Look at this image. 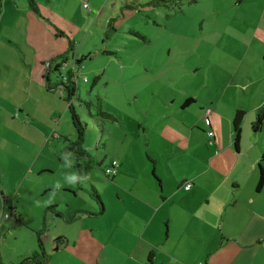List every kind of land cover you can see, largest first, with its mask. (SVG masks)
Masks as SVG:
<instances>
[{"label": "rangeland", "instance_id": "rangeland-1", "mask_svg": "<svg viewBox=\"0 0 264 264\" xmlns=\"http://www.w3.org/2000/svg\"><path fill=\"white\" fill-rule=\"evenodd\" d=\"M5 1L6 11L0 14V188L9 190L6 195L18 206V216L11 215L9 205L2 207L0 192L1 264H17L41 246L49 257L45 264H93L86 252L75 255L66 247L56 249L55 239L69 237L74 243L81 228L97 235L101 233L95 230L107 229V218L92 212L111 205L117 175L108 177L105 169L112 158L134 163L143 155L149 162L147 141L133 137V121L143 118L148 103L143 95L146 84L156 86L160 79L164 83L182 65L189 70L209 64V72L228 71L231 64L215 63L222 60L226 41L231 49L236 41L224 30L240 22L228 25L234 17L232 0H86L88 7L60 0L54 10L60 12L66 4L74 15L69 25L41 11L33 20L30 0ZM257 20L249 17L238 25L236 36L247 39L248 28ZM131 30L145 34L148 41ZM67 54L71 64L74 54L87 56L78 70L72 103L86 125L84 146L103 162L83 185L77 182L74 165L62 158L65 138H77L69 102L59 87L60 74L66 71L55 69L56 60L63 61ZM232 55L236 60L234 49ZM146 74L152 79L144 81ZM137 94L142 98L134 102ZM128 125L132 133L125 135ZM184 165L179 163L178 171Z\"/></svg>", "mask_w": 264, "mask_h": 264}, {"label": "crops", "instance_id": "crops-1", "mask_svg": "<svg viewBox=\"0 0 264 264\" xmlns=\"http://www.w3.org/2000/svg\"><path fill=\"white\" fill-rule=\"evenodd\" d=\"M54 1L36 2L54 22L63 19L71 24L74 15L69 7L65 4L57 12L53 5L61 1ZM76 1L86 4V0ZM6 2L2 1L0 14L6 11ZM230 6L234 17L228 25L232 20L240 23L224 31L236 37V60L232 61L233 49L226 41L222 60L215 65L231 64L228 71L209 72L206 63L189 70L182 65L164 83L160 79L156 86L146 84L143 95L148 103L143 118L133 121V137L147 141L149 162L143 155L134 163L112 158L120 166L111 205L92 212L107 218V229L95 230L101 233L97 235L81 228L74 243L58 236L61 243L55 241L56 249L66 247L75 255L86 252L93 256V264H264V183L259 188L264 122L260 131L252 129L264 105V0H232ZM13 8L19 10L16 4ZM33 12L29 14L34 20L37 12ZM249 17L258 20L248 28L249 37L241 39L236 28ZM59 64L61 72L74 68L66 60H56ZM151 79L149 74L143 77ZM141 98L137 94L134 102ZM238 111L243 112V120L237 143ZM131 128L128 125L125 135ZM210 130L213 137L208 135ZM179 163L185 164L182 172ZM188 181L193 185L186 190ZM0 189L2 207L9 205L11 215L18 216V206L6 195L9 190ZM38 250L21 256L17 264H35L33 253Z\"/></svg>", "mask_w": 264, "mask_h": 264}, {"label": "trees", "instance_id": "trees-1", "mask_svg": "<svg viewBox=\"0 0 264 264\" xmlns=\"http://www.w3.org/2000/svg\"><path fill=\"white\" fill-rule=\"evenodd\" d=\"M2 1L0 0V12L2 9ZM30 6L31 8L37 12L40 13L39 7L37 3L34 0H30ZM189 3H198V0H190ZM132 31V30H131ZM132 33L136 36L139 37L141 40L147 42L148 39L145 36V34L139 32V31H132ZM70 48L73 49V43L71 44L70 41ZM87 56L83 57H76L74 59V68L72 70L66 71V74L61 75L62 83L60 84V88L63 90V98L69 102V109L71 112V117H72V122L73 125L76 129L77 132V138L75 140H71L68 137H66V147L62 151V158H64L66 161L70 162L71 164L74 165V167L77 169V182L80 185H83V183L88 179L90 172L97 166H101L103 162L98 161L92 154L91 152L84 146V133H85V128L86 125L82 122L79 114L77 113L72 100L77 97V92H78V87H77V80H78V70L81 69V65L83 62V59L86 58ZM65 58V57H64ZM66 62L68 59H64ZM63 60V61H64ZM62 65L56 66V70L60 68ZM76 70L77 74L74 72ZM60 71V70H59ZM61 72V71H60ZM64 77L66 78L64 80ZM87 78V77H86ZM84 79V78H83ZM86 81V80H85ZM52 89V88H51ZM65 90V91H64ZM243 120V112L238 111L235 118H234V131H235V141L238 143L240 135H241V124ZM264 122V105L260 108L255 122L252 124V129L255 132H258L261 130L262 125ZM262 160L264 161V151L262 154ZM112 163V160H111ZM120 163V162H119ZM111 165V164H110ZM109 165V166H110ZM108 166V167H109ZM260 171H261V177L259 181V188L263 185L264 183V171L262 169V165L260 164ZM155 174V173H154ZM108 177H115L109 176ZM156 177V174H155ZM92 192L95 195L97 199L102 202L101 196L98 193V191L95 189V187H92ZM5 202H7L5 200ZM103 203V202H102ZM12 209L11 207H9ZM61 237L56 238V243L59 245L61 242ZM33 261L35 264H44V262H47L48 260V255L47 253L42 249V246L39 248L38 251L33 253ZM1 264V262H0Z\"/></svg>", "mask_w": 264, "mask_h": 264}, {"label": "built area", "instance_id": "built-area-1", "mask_svg": "<svg viewBox=\"0 0 264 264\" xmlns=\"http://www.w3.org/2000/svg\"><path fill=\"white\" fill-rule=\"evenodd\" d=\"M84 6H85V7H86V6L88 7V4H85ZM77 72H78V71H77ZM65 79H66V78L64 77V80H65ZM84 80H87V78L85 77ZM208 135H209L210 137H213V136H214V131L210 130V131L208 132ZM211 143H212V141H211ZM119 166H120V163H119L118 160H112L111 165L105 169V174H106V175H109V176H113V175H115V174L117 173V171H118ZM192 185H193V184H192L191 182L188 181V182L185 183L184 188H185L186 190H189V189H191Z\"/></svg>", "mask_w": 264, "mask_h": 264}]
</instances>
